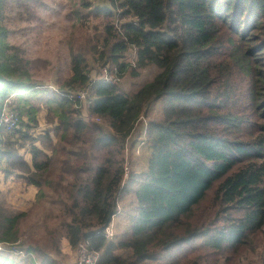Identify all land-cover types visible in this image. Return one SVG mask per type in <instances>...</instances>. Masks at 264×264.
Instances as JSON below:
<instances>
[{
	"label": "trees",
	"instance_id": "1",
	"mask_svg": "<svg viewBox=\"0 0 264 264\" xmlns=\"http://www.w3.org/2000/svg\"><path fill=\"white\" fill-rule=\"evenodd\" d=\"M27 1L0 0V119L5 105L20 112L18 128L0 126V172L49 204L19 216L0 205V242L29 254L25 264H58L64 240L89 242L97 264H264V0H108L135 19L117 24L111 6L95 7L110 20L77 43L56 89L31 76L48 60L8 40L6 12ZM92 63L113 79L93 81ZM149 65L160 69L154 79L127 93L123 74ZM89 87L91 100L70 98ZM43 109L48 128L33 136ZM144 112L148 168L130 174L127 224L108 238L118 155ZM13 253L0 257L20 264Z\"/></svg>",
	"mask_w": 264,
	"mask_h": 264
},
{
	"label": "rangeland",
	"instance_id": "2",
	"mask_svg": "<svg viewBox=\"0 0 264 264\" xmlns=\"http://www.w3.org/2000/svg\"><path fill=\"white\" fill-rule=\"evenodd\" d=\"M91 9L84 8V0H31L27 1L28 6L17 4L14 8H10L6 12L5 23L8 27L9 34L8 40L10 43L20 46L24 49L25 54L29 58H43L47 59L49 64L47 66H41L31 71V76L35 83L44 87L59 88L63 79L68 76L70 69L71 55L77 43L82 41L87 34L99 36L103 26L108 22V17L104 16L102 10H97V13L93 10L95 7H112L114 9V21L117 24H121L126 21H131L135 18L131 16L119 17V12L122 11L117 5L112 6L108 0H91ZM90 11V13H89ZM135 50L133 46H130L127 52V56L124 59L127 63L135 62ZM92 61V60H91ZM91 67L89 74L92 79L98 78L105 74V71L101 72L100 66ZM132 65V64H131ZM159 68L154 65H149L138 70L137 75L133 74L131 67L123 74L120 79L122 87L127 93H135L141 87L149 83L154 79L159 72ZM101 72V74H99ZM83 103L86 101L82 100ZM154 112L157 111L158 105L151 106ZM147 109V104L144 110ZM144 115L145 118L150 120L151 115ZM40 124L37 128L32 130L33 136L43 135L48 124L46 122V110L43 109L38 113ZM27 120V117L24 116ZM100 122V121H99ZM145 125L140 122L136 131L133 132L128 142L125 139L121 154L118 155V159L121 160V165L124 169V175L122 182H124L123 188L117 192V205L119 212L114 216L110 230L114 235L123 231L127 224L125 217L126 205L130 201L132 195L127 191H124V187L129 180L130 174L135 172L145 171L148 168L150 149L148 146V137L146 143L141 147L140 151L136 150L138 138L144 136L143 130ZM132 132V131H131ZM131 134V133H130ZM16 145L21 147L30 148L31 141L18 140ZM39 145L41 141L36 142ZM128 143V150L127 144ZM128 164V175H125V166ZM122 186V185H121ZM38 187L29 185L21 177L16 175L6 176L5 173L0 172V205H2L11 215L19 216L22 212L29 210L34 206V211L42 208L43 204L48 205L47 199L38 200ZM27 218L30 217V212ZM44 231V228H42ZM114 235L108 238H113ZM67 242V241H63ZM63 247V246H62ZM69 247V246H68ZM7 245L5 249H9ZM72 248V247H71ZM12 251L13 255L10 256L12 260L20 264L29 262L31 256L29 254L22 253L20 251ZM3 252V251H1ZM66 256L59 258V261H65L69 264H73L77 248H72V251H64ZM253 254L247 251H243L241 254V260L243 262H249ZM72 256V257H71ZM3 264V259L1 260ZM58 261V263H59Z\"/></svg>",
	"mask_w": 264,
	"mask_h": 264
},
{
	"label": "built area",
	"instance_id": "3",
	"mask_svg": "<svg viewBox=\"0 0 264 264\" xmlns=\"http://www.w3.org/2000/svg\"><path fill=\"white\" fill-rule=\"evenodd\" d=\"M105 71V74L103 76H100L98 78L92 79L93 81L95 80H107V81H111L113 79V75H111L108 72V68H104L101 70ZM101 72L99 74H101ZM70 98L73 100H85L89 101L93 98L92 96V90H90L89 88H83L81 90H79L76 93H70ZM85 101V102H86ZM140 122H142L145 125V128L143 130V134L144 136H140L138 138V143L136 145V150L139 152L141 147L146 143V139H147V132H148V120L144 117L141 116V118L135 123V126L133 127V130L131 132V134L129 135L127 142L129 140V138L131 137V135L133 134L134 131H136L137 127L139 126ZM19 123H20V112L13 108L10 105H5L3 108V112L1 115V119H0V126L5 127L8 130H12L14 128H18L19 127ZM127 144V148L126 150H128V143ZM126 172L125 175H128V164H126L125 166ZM122 188L124 186V182H122L121 184ZM111 226V225H110ZM109 226V227H110ZM107 228V234L106 236L108 237H112L114 234L113 232L110 230V228ZM89 242L87 241H81L78 246H77V254H76V258L73 262V264H97L99 259H100V252L96 251L94 249H91L89 247ZM9 245L11 248L9 249H5L6 246ZM13 251H20L17 250L16 248L12 247L10 243H5V242H0V251H4V250H12ZM22 252V251H20ZM23 253V252H22ZM58 264H69L68 262L65 261H59Z\"/></svg>",
	"mask_w": 264,
	"mask_h": 264
},
{
	"label": "crops",
	"instance_id": "4",
	"mask_svg": "<svg viewBox=\"0 0 264 264\" xmlns=\"http://www.w3.org/2000/svg\"><path fill=\"white\" fill-rule=\"evenodd\" d=\"M29 157H30V156H29ZM65 241H66V240H65ZM68 246H69V247H68ZM62 249H63L64 251H67V249H68V252H69V251H72V248H71V246L69 245L68 241L63 243V247H62ZM66 255H67V254H66ZM66 255H65V256H66ZM67 256H68V255H67ZM71 257H72V256H71ZM2 259H3V257H0V264H3L2 261H1Z\"/></svg>",
	"mask_w": 264,
	"mask_h": 264
}]
</instances>
